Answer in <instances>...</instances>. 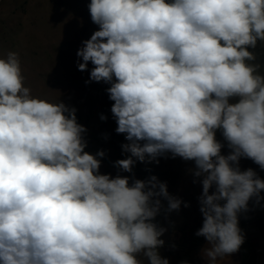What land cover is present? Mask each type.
<instances>
[{
	"label": "clouds",
	"instance_id": "obj_1",
	"mask_svg": "<svg viewBox=\"0 0 264 264\" xmlns=\"http://www.w3.org/2000/svg\"><path fill=\"white\" fill-rule=\"evenodd\" d=\"M88 9L99 30L77 51L78 70L91 62L90 81L111 85L130 154L115 167L131 173L166 153L194 161L196 235L218 264L244 243L238 214L264 199V179L239 167L247 158L264 170V74L253 51L264 45V0H91ZM86 131L75 108L31 94L18 53L0 58V264H144L141 255L169 264L159 252L166 229L153 221L161 198L169 212L182 201L156 176L101 174L105 153L85 151Z\"/></svg>",
	"mask_w": 264,
	"mask_h": 264
},
{
	"label": "rangeland",
	"instance_id": "obj_2",
	"mask_svg": "<svg viewBox=\"0 0 264 264\" xmlns=\"http://www.w3.org/2000/svg\"><path fill=\"white\" fill-rule=\"evenodd\" d=\"M90 2L0 0V58L9 51L18 53L25 86L31 89L34 97L53 103L61 101L76 109L77 122L87 130L82 134L87 144L85 151L93 155L99 151L105 153L98 157L101 174L113 177L120 174L140 180L156 176L166 183L169 194L182 203L179 210L169 212L167 200L161 198V211L153 221L166 229L160 237L164 245L159 252L169 264L191 263L197 248L206 240L196 235L203 224L199 202L202 178L194 174V161H185L178 156L173 158L171 153L151 162L136 161L131 173L115 167L116 161L126 159L130 154L122 149V145L128 143L125 134L116 132L117 123L111 112L114 101L107 92L111 85L90 81L91 62L87 70H78V64L83 61L77 51L83 47V41L99 30L91 20ZM253 51L257 55L254 63L261 64L260 72L264 74V45L258 43ZM101 116L106 119L102 120ZM216 138L224 145L221 154L228 155L230 149L221 131L216 132ZM239 167L242 171L252 168L264 179V170L250 159L241 158ZM261 196L264 197V191ZM238 221L244 241L249 244V248L244 247L243 257L249 255L253 263L264 264V199L259 203L255 198L250 199L247 210L238 214ZM138 258L147 264L142 255Z\"/></svg>",
	"mask_w": 264,
	"mask_h": 264
},
{
	"label": "crops",
	"instance_id": "obj_3",
	"mask_svg": "<svg viewBox=\"0 0 264 264\" xmlns=\"http://www.w3.org/2000/svg\"><path fill=\"white\" fill-rule=\"evenodd\" d=\"M248 245L249 244L244 241L237 252L227 255L223 259L218 258V264H260L259 262L253 263L252 258H250L249 255L248 258L243 257L244 247L249 248ZM208 246V242L205 240L202 245L197 248L195 259L188 264H208V260L203 254V250Z\"/></svg>",
	"mask_w": 264,
	"mask_h": 264
}]
</instances>
